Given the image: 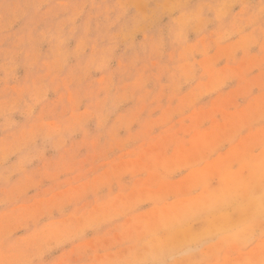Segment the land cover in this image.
<instances>
[{
    "label": "rangeland",
    "instance_id": "obj_1",
    "mask_svg": "<svg viewBox=\"0 0 264 264\" xmlns=\"http://www.w3.org/2000/svg\"><path fill=\"white\" fill-rule=\"evenodd\" d=\"M0 264H264V0H0Z\"/></svg>",
    "mask_w": 264,
    "mask_h": 264
},
{
    "label": "bare ground",
    "instance_id": "obj_2",
    "mask_svg": "<svg viewBox=\"0 0 264 264\" xmlns=\"http://www.w3.org/2000/svg\"><path fill=\"white\" fill-rule=\"evenodd\" d=\"M202 222V221H201Z\"/></svg>",
    "mask_w": 264,
    "mask_h": 264
}]
</instances>
